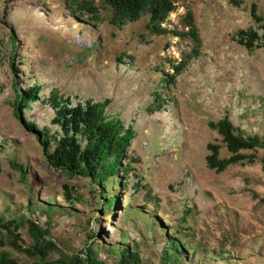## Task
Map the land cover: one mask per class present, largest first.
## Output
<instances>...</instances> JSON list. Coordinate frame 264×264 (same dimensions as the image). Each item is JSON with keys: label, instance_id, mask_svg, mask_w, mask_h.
Masks as SVG:
<instances>
[{"label": "rangeland", "instance_id": "374dc122", "mask_svg": "<svg viewBox=\"0 0 264 264\" xmlns=\"http://www.w3.org/2000/svg\"><path fill=\"white\" fill-rule=\"evenodd\" d=\"M95 3L102 9L101 0ZM252 4L264 12V0H244L240 7L229 0H176L178 12L167 18L171 29H185L183 18L191 10L203 45L169 92L160 87L162 69L171 73V60L177 61L176 53L191 44L170 34H152L147 18L120 29L108 20L89 25L75 20L60 0L0 3V37H6L10 23L18 31L19 75L28 84L42 85L43 95L58 88L96 101L110 99L111 113L137 130L129 151L138 160L134 179L142 177L151 192L150 199L146 189L131 198L128 191L111 189L123 200L106 219L88 179L70 178L48 165L36 135L9 105L13 90L8 88L7 96L1 90L2 84L10 85L13 73L1 70L0 144L7 152L0 157V212L8 218L23 214L48 227L66 254L83 258L95 232L97 248H118V242L137 247L145 264H164L167 236L186 215L183 226L188 230L179 236L195 244L196 251L170 264H264V150L256 153L253 164L232 165L222 173L206 163L208 143L221 140L211 121L227 116L264 138V48L249 52L232 39L237 29L253 25ZM6 7L12 13L2 21ZM111 13L102 9L107 18ZM121 54L127 56L119 61ZM156 89L172 98L165 111L149 110ZM27 114L38 126L52 116L40 101ZM9 155L25 164L37 186L22 180L9 164ZM65 184L72 185V195H83L86 201L69 203ZM51 205L53 210L47 211ZM19 231L30 241L26 228ZM12 255L20 264H36L24 253L12 250ZM99 256L106 264L116 260L107 252Z\"/></svg>", "mask_w": 264, "mask_h": 264}, {"label": "trees", "instance_id": "16d2710c", "mask_svg": "<svg viewBox=\"0 0 264 264\" xmlns=\"http://www.w3.org/2000/svg\"><path fill=\"white\" fill-rule=\"evenodd\" d=\"M9 0H0L7 6ZM71 13L75 20L86 22L88 25L101 23L108 20L110 25L120 29L131 23L147 18L146 28L157 36L172 35L181 42L188 41L191 47L180 52L179 59L171 60L172 72L162 69L160 87L172 91L180 75L188 65L201 54L203 45L199 29L195 23L193 12L187 10L183 21L185 29L178 30L162 26L169 14L176 9V0H101L102 9L111 10L110 17L102 14V9L95 0H60ZM244 0H229L231 5L240 7ZM12 9L6 7L2 21L11 15ZM251 17L253 25L248 28L237 29L232 34V39L244 49L253 52L255 49L264 48V12L258 5L252 4ZM91 21V22H89ZM6 37H0V71L13 73L10 85H1L5 95L13 90L14 99L9 102L16 116L24 127L36 135L41 146L42 154L48 165L56 171L63 172L70 178L83 177L88 179L90 191L96 198V203L103 209L104 216L121 205L122 195L112 194L111 189L118 188L122 193L128 191L134 198L141 190L146 189L142 177L137 175L134 163L138 160L129 153L132 143L137 136V130L132 122L126 121L120 115H114L110 111L111 100H94L92 97L69 95L53 88L48 94H42V85L35 82L28 84L19 75V64L22 63L19 56L18 31L10 23ZM169 44L166 46L168 47ZM126 54H121L118 60ZM130 57V56H129ZM1 71V72H2ZM154 106L149 108L152 112L165 111L172 98L160 93L158 89L153 92ZM38 101L50 108L52 116L49 123L38 126L35 121L28 118V114ZM212 129L221 136L219 141H211L207 145V166L215 172H225L232 165L253 164L257 158L256 153L264 150V138L258 133H248L240 126H236L227 116L209 122ZM0 144V157L4 155ZM223 149L226 154L223 155ZM8 161L14 170L20 172L21 178L30 186H37L35 177H31L24 163L18 162L15 155H9ZM264 168V156L261 159ZM122 173V176H119ZM117 182V185L115 183ZM72 185L65 184V198L69 203H84L83 195H72ZM146 197L150 199L151 192L146 189ZM96 196V197H95ZM145 200V204L148 202ZM131 201L124 206V216L127 215ZM156 206V205H155ZM145 207L144 205L142 206ZM53 205L47 211L53 210ZM35 211V208H31ZM98 220L102 218L97 215ZM91 218L88 219V223ZM159 221V220H158ZM186 215L179 220L178 226L167 236V247L163 251L164 264L177 261L185 256L186 252L196 246L187 238L180 237L181 233L188 230ZM21 228H26L30 241H25L20 233ZM95 240L85 246L82 251L84 257L75 254L69 255L63 252L56 241L52 239L48 227L39 222L19 214L8 218L0 212V264H20V261L12 255V250L26 254L36 264H106L100 258V252L113 254L116 258L111 264H145L140 250L130 245L97 248L96 243L99 234L93 232ZM100 235H103L101 233ZM104 237V235L102 236Z\"/></svg>", "mask_w": 264, "mask_h": 264}, {"label": "built area", "instance_id": "2783aa9c", "mask_svg": "<svg viewBox=\"0 0 264 264\" xmlns=\"http://www.w3.org/2000/svg\"><path fill=\"white\" fill-rule=\"evenodd\" d=\"M179 11H182V10H179ZM176 12H178V11L174 10V11H172L170 14L174 15ZM170 14H169V15H170ZM162 26H164V27H168V28H171V24H170V22L167 21V20H166L165 22L162 23ZM176 39H178V38L176 37ZM172 48L175 49V45H173ZM174 52H175V50H174ZM175 53H176V52H175ZM176 54H177V56H176L177 59H179L180 52H179V53H176Z\"/></svg>", "mask_w": 264, "mask_h": 264}]
</instances>
